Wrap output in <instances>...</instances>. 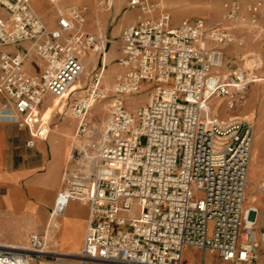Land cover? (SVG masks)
<instances>
[{
    "label": "built area",
    "instance_id": "1",
    "mask_svg": "<svg viewBox=\"0 0 264 264\" xmlns=\"http://www.w3.org/2000/svg\"><path fill=\"white\" fill-rule=\"evenodd\" d=\"M47 1L58 5L54 28L34 0H0V96L28 129L29 147L49 134L48 97L69 96L91 52L99 54L103 73L110 42L87 31L85 7ZM129 6L142 14L122 31L121 74L96 149L98 171L63 178L48 228L76 201L89 206L90 216L73 264H191L188 250L202 255L199 264H254L264 249L258 210L247 206L255 126L234 114L263 78L257 69L233 66L227 49L245 46L237 26H257L264 0L247 15L237 2H225V27L205 18L173 26L171 15L151 0ZM33 60L43 64L36 74L26 69ZM95 80L98 85L99 74ZM144 90L148 102L131 111L126 98ZM89 92L95 100L107 97L99 89ZM215 101L232 117L221 118ZM86 109L79 101L74 111L81 116ZM86 131L82 118L78 133ZM259 190L264 195V184ZM49 255L59 253L38 233L27 247L0 245V264H38Z\"/></svg>",
    "mask_w": 264,
    "mask_h": 264
},
{
    "label": "rangeland",
    "instance_id": "2",
    "mask_svg": "<svg viewBox=\"0 0 264 264\" xmlns=\"http://www.w3.org/2000/svg\"><path fill=\"white\" fill-rule=\"evenodd\" d=\"M131 0H59L60 7H68L69 4L75 3L87 9L86 16V29L87 31L102 36H105V29H115L118 21L114 19L116 12L122 10V14L130 11H135L140 16L142 13L129 6ZM229 0H151L156 6L157 11H165L171 15L173 26H178L185 19L205 18L213 27H225L222 23L225 15L224 4ZM237 2L243 14H248L249 7L256 3V0H230ZM34 6L41 7L36 9L37 13L45 20L50 28L56 26L57 20V6H52L47 0H34ZM241 34L245 39L244 47H237L235 52L229 56L227 60L230 61L233 66L238 65L240 67H247L251 69H257L254 62L258 57V52L264 50V12L257 26H237L236 31ZM122 34V33H121ZM108 40V39H107ZM21 50L24 46L20 47ZM109 52V48L107 50ZM95 54V53H94ZM94 56L89 53L85 57V63L87 69L85 74L78 80V82L72 87L69 96L63 101H59L54 96L50 97V102L46 105V109L49 107H56L49 111L51 116L48 118L50 124V130L48 135V141L51 138L56 139V145L63 142L66 136L70 134L72 137L70 140L72 159H68V155L64 156V166L61 175V184L57 196L62 188V181L66 175H85L86 169V151L82 149L83 146L88 152H94L98 148V140L101 139L102 131L106 127L108 121L111 104L113 102L112 89L116 78L121 74L117 64H108L104 79L102 80L99 90L104 91L107 97L105 99H97L94 107L84 110V113L79 116L75 113L74 109L78 102L81 100V96L89 98L90 92L96 84L95 76L100 73L101 67L95 69L99 60V54ZM233 56V57H232ZM108 62V57H107ZM31 66V65H30ZM32 66L34 69L42 68L43 64L40 61L33 60ZM258 70V69H257ZM257 73L263 80L259 83L251 85L247 93V99L244 107L236 112L234 115H242L248 117L254 123L255 126V138H259L264 142V73L258 70ZM85 83L83 89L79 88L80 84ZM149 91L128 96L129 107L135 109L148 102ZM55 103H51V102ZM216 111L223 119H227L230 114L224 108V102L215 101ZM135 111V110H132ZM85 115V116H84ZM82 118H85L87 124V131L85 133H78V128ZM105 123V124H104ZM61 128H65L66 131H60ZM78 134V135H77ZM79 139V143L73 144V142ZM253 146V160L250 168V188L248 192V206H254L253 201L255 197H259L257 200L260 211L258 215L257 229H264V196L259 192V188L262 182H264V163L260 158V153L256 155L255 147ZM56 196V198H57ZM254 196V197H253ZM252 201V202H251ZM44 207V204H41ZM49 216V213H48ZM18 245V244H14ZM18 246L27 247L26 244H19ZM185 258L191 264H199L202 260V255L199 252H191L190 250L185 252ZM72 256L61 255H49L47 258H43L38 264H48L53 262L54 264H73ZM212 264H222L220 261H212Z\"/></svg>",
    "mask_w": 264,
    "mask_h": 264
},
{
    "label": "crops",
    "instance_id": "3",
    "mask_svg": "<svg viewBox=\"0 0 264 264\" xmlns=\"http://www.w3.org/2000/svg\"><path fill=\"white\" fill-rule=\"evenodd\" d=\"M35 8L41 9L36 6ZM122 13V10H119L115 14L114 19L118 21L115 29H105V36L110 41L106 68L108 64L118 65L121 33L125 27L138 19V13L135 11ZM236 48L227 49L228 58ZM17 49L12 48L10 51ZM252 62L264 73V50L258 52L257 59ZM101 65L99 58L95 69ZM26 69L31 74L42 70L34 69L32 65L26 66ZM51 103L54 104L55 101ZM54 108L56 107H44L43 113L47 120L51 116L49 111ZM3 110L5 100L0 96V245L29 244L31 235L38 233L46 235L50 250L58 252L61 256L76 257L85 243L90 216L89 206L81 202H69L65 215L48 228L61 184L64 156L71 158L69 146L72 137L68 134L63 142L56 145L55 137L48 141L47 136L45 139H35L34 147H29L28 142L32 137L28 129L14 119H9ZM60 131L66 129L61 128ZM254 147L256 155L260 153L264 163V142L258 138ZM42 203L44 207L41 206ZM254 264H264V249L259 250V258Z\"/></svg>",
    "mask_w": 264,
    "mask_h": 264
},
{
    "label": "bare ground",
    "instance_id": "4",
    "mask_svg": "<svg viewBox=\"0 0 264 264\" xmlns=\"http://www.w3.org/2000/svg\"><path fill=\"white\" fill-rule=\"evenodd\" d=\"M94 56H96L94 53H92ZM105 62L107 63V57H106V59H105ZM27 66H29V65H27ZM85 67H86V69H87V64L85 63ZM105 73H106V69H105V71L103 72V73H99V78H100V82H99V84L98 85H96V84H94V86H93V88H92V90H95V89H99V87H100V84H101V82H102V80L104 79V76H105ZM78 82V81H77ZM76 82V83H77ZM75 83V84H76ZM74 84V85H75ZM84 85H85V83H82V84H80V87L79 88H82L83 89V87H84ZM67 97V96H66ZM65 97V98H66ZM64 98V99H65ZM56 99H58V100H64V99H59V98H56ZM80 102H82L83 103V105H85V107L87 108V109H90V108H92V107H94V105H95V103H96V100H95V95H93L92 97H89L88 99L87 98H85V97H83V96H81V100H80ZM129 105V103H128V101H127V106ZM129 107V106H128ZM138 107H140V106H138ZM137 107V108H138ZM137 108H135V109H131V108H129L131 111L132 110H136ZM3 113H5V114H7V116H8V118L9 119H14V116H13V114H11L10 112H9V110H3ZM229 117H232V115L230 114V116ZM239 117H241V118H247L248 119V117H245V116H243V115H239ZM105 124V123H104ZM106 124H107V122H106ZM104 132H105V128L103 129V131H102V136H101V139H99L98 140V145H99V147H100V145L102 144V142H103V139H104ZM78 135V134H77ZM80 141H79V139H77V137H76V140L73 142V144H75V143H79ZM82 149L84 150V151H86V162H85V166H86V169H85V173H86V175H88V177L94 172H97L98 171V169H97V164H98V162H97V151H94V152H88V150L85 148V146H83L82 147ZM99 149V148H98ZM72 159V153H71V158H70V160ZM252 160H253V158H252ZM251 168V167H250ZM249 180H250V173H249ZM249 183H250V181H249ZM263 184H264V182H262L261 183V185H260V187L261 186H263ZM249 188H250V185H249ZM260 191V190H259ZM264 196V195H263ZM254 197V196H253ZM259 199V197H256L255 198V201H253V205L254 206H248V202H247V206H248V208H257V210H258V215H259V211H260V206H259V204H258V202H257V200ZM252 202V201H251ZM65 215V214H64ZM63 215V216H64ZM62 216V217H63Z\"/></svg>",
    "mask_w": 264,
    "mask_h": 264
}]
</instances>
